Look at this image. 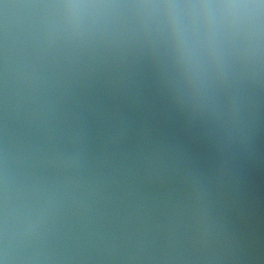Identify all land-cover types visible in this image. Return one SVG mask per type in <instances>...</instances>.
<instances>
[{"label": "clouds", "instance_id": "9594fccd", "mask_svg": "<svg viewBox=\"0 0 264 264\" xmlns=\"http://www.w3.org/2000/svg\"><path fill=\"white\" fill-rule=\"evenodd\" d=\"M83 7H110V5H83ZM136 7L141 8H164V9H184V8H192V9H212V8H223L231 10L232 14V26L237 30L241 31L245 27H247L252 19L251 10L259 9L261 5L251 4V3H243V2H233L228 4H182V3H167V4H142L137 5ZM257 19V23H258ZM190 43H196L194 37H189Z\"/></svg>", "mask_w": 264, "mask_h": 264}]
</instances>
